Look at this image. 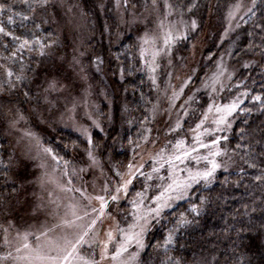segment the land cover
Instances as JSON below:
<instances>
[{
    "label": "rangeland",
    "instance_id": "374dc122",
    "mask_svg": "<svg viewBox=\"0 0 264 264\" xmlns=\"http://www.w3.org/2000/svg\"><path fill=\"white\" fill-rule=\"evenodd\" d=\"M63 3V0H48L47 7L44 6L45 8L37 15H35L37 10L35 12L31 10L34 13L25 11L26 13L12 14L13 21H18L20 25L28 20H36L39 23L43 22L42 24L55 31L58 40L54 44L52 42L51 45L50 42H47L49 35L41 34L42 32L36 31V28L31 31V34L26 33L21 37L32 40L33 49L37 46L36 40L42 41L41 39L46 37L44 40L47 47L43 49L45 50L44 57L54 59L58 66L65 63L66 70L62 76L53 77L52 74H49L40 76L38 81L37 75L40 70L38 66H35V69H38L36 76L30 74L29 77L31 80L35 77L32 83L36 97L32 103L37 102L34 111L29 110L28 107L25 115H22L15 110V118H9L11 122H7V126L3 125L7 129L6 134L11 136L10 141L13 142V155L11 157L13 165L18 164L20 166L23 162L26 167L23 168L24 174L18 173L21 178L19 179L21 181V191L19 192L21 213L4 212L0 215V264H40L36 259L37 251L52 256L64 255V249L69 248V243L75 242L78 236L87 229L91 220L96 218L97 213L93 212L92 209L95 208L99 211L101 202L95 197L105 195L107 198L104 191L105 186L109 192H112L121 179L120 176H117V172L121 173L124 179H127L129 164L134 166L133 171L140 168V172L136 174L128 186L127 196L121 192L118 201H107L103 215L97 220L94 228L89 231V236L85 238L88 242L77 245L70 260L71 264H86V262L87 264H140V258L145 248V236L150 230L151 222L142 238L143 247H138L133 241L126 245V251H122L115 259L113 256L124 240V236L117 229L121 228L127 231L128 225L133 223V214H143L148 208L154 207L152 198L159 195L164 187L171 183L168 179L167 164L163 168H159L158 171H153L154 167H158L153 162L156 153L160 152L162 148L171 151L172 145L178 139H183L187 146H193L195 133L192 130L196 128V124L200 123L204 114L207 113V119L202 128L196 129V132L202 133L200 139L209 147L199 148L198 154L205 156L209 150L214 151L219 148L220 155L216 157V160L221 164V167L215 171V174L220 171L228 172L234 163L233 157L230 156L226 147H223V144L226 142L225 138L229 136L236 109L229 113L224 106L235 102L238 107L241 99L240 93L235 92L230 80L235 77L239 69L247 67L248 64L243 61L238 65L233 64L232 59L237 48L235 41H232V34L238 28L236 27L238 21L248 14L250 0H232L223 7L222 21L220 27L215 30L216 36L212 49L204 30L201 35L196 34L199 28L198 22L195 31L189 30L187 32L188 40L176 39L170 45V51L163 43L166 33L169 29L173 31L174 35L185 31V25H190L193 19L183 18L175 13L173 6L166 8V2L164 3L163 0L151 2L139 13H134L130 9L126 11L119 0H113V11L119 21L118 25L122 28L126 26L127 32L131 33L137 41L138 54L145 68L152 93L150 108L139 128V138L134 141L130 149V161L123 168H117L110 162L108 166H105L102 160L96 159L95 155H93L95 157V162H93L88 156L89 150L87 149L77 162L70 164L63 175H59L51 165L43 162L48 159V156L40 150L41 147L32 126L33 124L36 125L35 123L38 121L39 123L42 121L37 119L34 114L39 111L38 113L43 115V108H46L47 112H50V115L55 118V123L63 128L67 127L76 131L82 136L86 135L88 122L95 120L97 125L101 126L102 122L98 113L100 105L105 107L106 120L109 122L114 120L112 91L107 96L105 95L106 92H100L96 96L94 90L96 83H94L95 87L91 85L90 73L98 74L103 89L110 90L104 75V62L100 57L99 60L97 58L91 59L89 69H86L87 62L83 60L86 56L79 51L82 44L78 45L83 35L85 37L82 42L95 37L98 43H107V38L104 40L101 36L97 20H93L94 14L102 19V8L99 9L98 7L96 10L89 8L92 18L90 21L83 8L74 5L71 7L72 9L63 11ZM24 15H27L29 19L23 20ZM1 18H3L2 15H0ZM2 20H7L5 26L11 28L13 22L9 23L7 18ZM60 24L62 26H59ZM56 26H59L60 30H57ZM74 30L77 35L80 34V41L77 43L72 37L76 35L73 34ZM103 30L105 37H107L105 27ZM145 33L155 37V43L144 44L141 37ZM0 36L3 35L0 34ZM67 38H70L69 40L72 42V50L68 51L64 50ZM181 42L184 43L183 47L185 46L184 54L177 49V44ZM53 46L60 48L55 56V52L53 53L52 50ZM16 47V43L11 41L9 37L0 45L1 96H7L8 93L16 91L20 87V83L24 79L26 80L24 74L30 67L27 59L31 60L32 54L37 51L24 50L22 58L13 57L12 53L16 51ZM83 47H85L84 44ZM141 47L145 49L143 57ZM10 59H17V64L14 65ZM250 64L252 62H249V66ZM11 67L14 68L10 69ZM150 67H155V72H152ZM9 69L14 75L12 77L6 75L5 81L7 82L4 83L2 71ZM17 75L22 76L23 79L18 81ZM152 77L155 78V84H153ZM9 81H11L12 86H10ZM182 86L183 91L181 92ZM174 93L179 94L178 98L173 99ZM24 96L27 95L24 94ZM61 104L63 105L62 108ZM209 105H212L211 111H209ZM103 106L102 110L104 109ZM217 108H220L221 111L217 112ZM8 110L9 108L0 102L1 122L7 118ZM12 112L14 111L11 110L10 113L12 114ZM221 116H223L224 122L217 125L215 121ZM177 122H179L180 127L176 131L170 132L169 129L175 128ZM39 126L41 128V125ZM204 129L210 131L204 132ZM12 133L13 135H11ZM143 137H147V139L145 140ZM217 138H220L218 144L212 145L210 141ZM195 155L197 153H193V156ZM178 164L180 169L191 168L194 171L209 166L205 160H200L197 163L195 159L191 158L185 160L184 163L178 162ZM35 165L39 167L36 168ZM176 175L178 177L186 175V172H177ZM213 180L214 178L210 183L201 181L198 184H193L182 199H172L170 205L163 208L160 214L187 199L193 188L206 187ZM76 189L82 190L84 195H81V191H76ZM130 191L133 192L130 193ZM138 192L143 193L144 203L139 209H135L131 201L139 199L136 196ZM159 216L151 218V221L157 220ZM109 232H111V239L108 237ZM42 233H46V235H42ZM25 243L29 245L28 248L23 247ZM105 243L107 247H105Z\"/></svg>",
    "mask_w": 264,
    "mask_h": 264
},
{
    "label": "trees",
    "instance_id": "16d2710c",
    "mask_svg": "<svg viewBox=\"0 0 264 264\" xmlns=\"http://www.w3.org/2000/svg\"><path fill=\"white\" fill-rule=\"evenodd\" d=\"M63 1V11L78 5L85 10V15L90 21L92 18L89 8L91 10L102 8V19L94 14L93 20H97L101 36L104 40L107 38V43L100 44L95 37L82 42L84 35L79 42L80 34L77 35L75 30L73 34L76 35L72 37L76 43L79 42L78 45L82 44L79 51L86 56L83 59L87 62L86 69H89L91 59L97 56L104 62V75L110 90L103 89L98 74L97 76L90 73L91 85L95 87L94 83H96L94 88L96 96L100 92H106L107 96L112 91L114 120L113 122L106 120L105 107L100 105L98 113L101 126H97L95 120L88 122L86 124L88 133L82 136L55 123V118L43 108V115L38 113L39 111L34 114L42 123L38 121L36 125L31 124L35 129L40 150L48 156L43 162L51 165L59 175H63L70 164L77 162L88 149L98 161L102 160L105 166L110 162L117 168H123L130 161V149L134 141L139 138V128L152 100L145 68L138 54L137 41L127 32L126 26L122 28L118 25L119 21L113 11V0ZM119 1L126 11L130 9L134 13H139L153 2V0ZM163 1L173 6L175 13L183 18L193 19L197 24L199 22L196 34L201 35L204 30L212 49L215 30L220 27L222 21L223 7L232 0ZM0 4H4L8 9L0 13L4 19L9 14L25 11L34 13L37 10L35 13L37 15L47 7L39 6L35 0H29L31 8L24 3V0H0ZM193 4L195 6L191 7ZM249 10L248 14L238 21L236 26L238 28L232 34V41H235L237 48L232 59L233 64L238 65L242 61L248 64L247 67L239 69L235 77L230 80L235 92L240 93L241 99L223 147H226L233 157L234 163L228 172H217L211 184L193 188L187 199L162 212L157 220L151 221L150 230L145 236V248L140 264H264V0H250ZM3 18L0 19V23L17 36L31 34L36 28V31L42 32L41 34L49 35L47 42H50V45L58 40L55 31L42 24L43 22L28 20L20 25L18 21H13L11 28H7L5 26L7 20L3 21ZM37 24L41 26L37 27ZM59 26H56L57 30H60ZM103 26L107 31V37ZM211 34L213 35L209 38ZM44 38L40 37L43 44L46 42ZM6 39L7 37L0 36V45ZM69 39H66L64 49L66 51L72 50V42ZM183 44V42L177 44V49L182 54L186 51ZM34 50L37 51L32 54V59H27L30 67L24 74L26 80L20 83L16 91L4 95L5 97L0 95V102L9 108L7 118L0 121V215L4 212L21 213L19 179H21L20 174H24L23 168L26 167L23 162L20 166L13 165L11 161L13 142L10 141L11 136L6 134L7 129L3 125L7 126V122L15 118V110L22 115H25L28 107L29 110L34 111V106L37 105V102L32 103L36 98L32 86L35 77L32 80L29 77L30 74L36 76L38 69H35V66L40 70L37 75L38 81L40 76L49 74L53 77L62 76L66 70L65 63L58 66L54 59L41 56L38 45ZM52 50L55 56L60 48L53 46ZM17 57L21 58L20 55ZM16 60L10 59V62L16 65ZM249 62H252L250 66ZM2 75L3 82H7L6 71H2ZM25 93L27 96H24ZM257 96L260 97L259 100L253 99ZM11 110L14 111L12 114ZM89 136L92 141L91 148L88 143ZM45 147L52 148L53 153L61 157L58 164L52 160L50 154L43 151ZM35 167L39 166L35 165ZM22 194L24 196V193ZM193 207L196 211L192 210ZM181 216L188 221L186 224L178 223ZM170 234L171 242L166 244L165 241Z\"/></svg>",
    "mask_w": 264,
    "mask_h": 264
},
{
    "label": "snow or ice",
    "instance_id": "6c2138e0",
    "mask_svg": "<svg viewBox=\"0 0 264 264\" xmlns=\"http://www.w3.org/2000/svg\"><path fill=\"white\" fill-rule=\"evenodd\" d=\"M25 4H28L29 8H31V4H29V0H24ZM35 3L38 4L39 6L43 7L46 6L48 3V0H35ZM153 3H155V0H153ZM195 5H191V7H194ZM166 8H171V5L165 3ZM239 7V6H237ZM8 9L4 4H0V13H3L7 11ZM34 10V9H33ZM250 11V10H249ZM231 16V13L229 14ZM8 22L12 23L13 22V16L8 15L7 17ZM29 17L27 15L23 16V20H27ZM39 27V25H37ZM161 27H163V24H161ZM197 28V23L195 20H192L190 25H185V31L178 32L177 34H173V31L169 29V31L166 33L164 36L163 43L166 48L170 51V45L175 42L176 39L179 38H184L187 39V32L190 31H195ZM0 34H2L5 37H9L11 41L16 43V51L12 53L13 57H16L17 54L19 53L21 58L23 56V51H33V41L29 40L27 38H21L20 36L15 35L13 32L6 30L4 25L0 23ZM142 41L144 44H149V43H155V37L149 36L147 33L143 37H141ZM35 44L39 46V51L40 54L43 55V49L47 47V45L43 44L41 41L36 40ZM145 52V49L141 47V55L143 57ZM155 56V54H154ZM100 58L97 57V60ZM102 62V61H101ZM154 62V60H153ZM150 70L152 72H155V67H150ZM6 74L9 77H12L14 73L9 69L6 70ZM16 79L22 80L23 77L17 75ZM190 79V78H189ZM153 84H155V78L152 77ZM187 83V81H185ZM10 86L11 81H9ZM180 91H183V86L181 87ZM27 95V93H25ZM178 93L173 94V99L178 98ZM255 100H259L260 97H253ZM237 107V104L234 102L231 105H225L224 108L230 113L231 111H234ZM212 110V105H209V111ZM217 112H220L221 109L217 108ZM207 119V113L204 114V117L201 119L200 123L196 124V128L193 129L192 131L195 133L193 137V146H187L185 141L183 139H178L175 141V143L172 145V150L168 151L166 148H162L160 152L156 153L155 157L153 158L154 165H158V167H154L153 171H158L159 168H163L165 164L168 165V171H169V176L168 179L171 181V183H168L166 187H164L163 191L160 192L159 195L153 197V203L154 207L148 208L145 213L139 214V213H134V220L133 223L128 225L127 231L125 229L118 228L117 230L121 232V234L124 236V240L121 243V246L116 250L115 255L113 256V259H115L116 256H118L122 251H126V245L135 241L138 247H143V235L145 231L147 230V226L151 222V218L153 217H158L162 211L163 208L168 207L170 205V201L172 199H182L187 191L192 187L193 184H198L201 181L205 183H210L211 180L214 178L215 171L221 167V164L217 162L216 157L220 155V150L217 148L216 150H209L208 154L205 156L199 155V148H208L209 145L204 143L201 139L200 136L202 133L196 132V129H201L202 125L204 124V121ZM224 122L223 116H221L218 120L215 121L217 125L221 124ZM98 126V125H97ZM180 127L179 122H177L175 128H170V132L176 131ZM209 129H204V132H209ZM87 134V133H85ZM145 140L147 137H143ZM213 139L210 141L212 145H217L218 140ZM226 139V138H225ZM88 143L91 148V137L89 136L88 138ZM136 147H139V145H136ZM43 151L50 154L52 157V160L56 161L57 164L59 163L61 157H58L53 153L52 148L50 147H45L43 148ZM193 153H197V155L193 156ZM88 156L90 159L95 162V157L92 154V151H88ZM195 159L197 163H199L200 160H205L207 161V164L209 166H206L204 169H196L195 171L192 170L191 168H185V169H180L179 168V163H184L185 160L187 159ZM67 162H65L66 164ZM129 172H128V178L124 179L123 175L119 172H117V176H120L121 179L120 181L117 182L114 190L112 192H109L107 186H105V193L107 194V198L105 195H98L95 197V199L99 200L100 203V209L97 211V209L93 208L92 211L96 212V218L91 220V223L88 224L87 229L83 231L78 238L75 240V242H70L69 243V248L64 249V255L62 256H52L50 254H44L41 253L40 251H37L36 253V259L40 262V264H71L70 258L73 257V253L77 247V245H80L82 243H87L88 241L85 239L86 237L89 236V231L94 228V226L97 223V220L100 219V217L103 215V210L107 206V201H118L120 199V194L123 192L125 196L128 194V186L132 183V180L135 178L136 174L140 172V168H136L135 171H133V165L129 164ZM181 172L185 173L186 175L182 176H177L176 173ZM142 174V173H141ZM161 179H164L161 177ZM259 179V177H257ZM71 182V181H70ZM71 190V189H70ZM76 191H81V195H84V192L80 189H76ZM169 194H174V195H169ZM136 196L139 197L138 200L134 199L131 201L133 208L139 209L143 203V193H136ZM193 211H196L195 207L192 209ZM79 218V217H77ZM188 221L181 216L180 220L178 221L179 224H186ZM42 235H46V233H42ZM109 239L112 238L111 232L108 233ZM38 239V238H37ZM171 242V234L165 241V243H170ZM24 248H28L29 245L25 243L23 245ZM105 247H107V244L105 243ZM87 264V262H86Z\"/></svg>",
    "mask_w": 264,
    "mask_h": 264
}]
</instances>
